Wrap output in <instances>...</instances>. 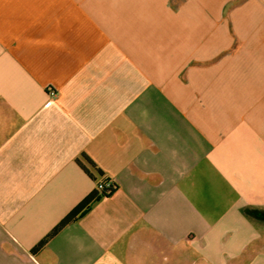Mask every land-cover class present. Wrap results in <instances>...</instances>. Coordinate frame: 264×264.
Returning <instances> with one entry per match:
<instances>
[{"label": "crops", "instance_id": "1", "mask_svg": "<svg viewBox=\"0 0 264 264\" xmlns=\"http://www.w3.org/2000/svg\"><path fill=\"white\" fill-rule=\"evenodd\" d=\"M227 1L0 0V264H264V52Z\"/></svg>", "mask_w": 264, "mask_h": 264}, {"label": "rangeland", "instance_id": "2", "mask_svg": "<svg viewBox=\"0 0 264 264\" xmlns=\"http://www.w3.org/2000/svg\"><path fill=\"white\" fill-rule=\"evenodd\" d=\"M217 30H223L232 56L246 51L264 52V0H228L217 21ZM264 56V53H263Z\"/></svg>", "mask_w": 264, "mask_h": 264}, {"label": "trees", "instance_id": "3", "mask_svg": "<svg viewBox=\"0 0 264 264\" xmlns=\"http://www.w3.org/2000/svg\"><path fill=\"white\" fill-rule=\"evenodd\" d=\"M108 181V180H105ZM116 189V186L112 183L108 189H104L101 191H97L96 189L92 191L80 204H78L52 231L42 240L40 241L34 248V250H39L46 241L54 236L60 228H62L65 224L71 222L74 218L82 213L87 207L94 202L99 196L107 197L112 194V192Z\"/></svg>", "mask_w": 264, "mask_h": 264}, {"label": "built area", "instance_id": "4", "mask_svg": "<svg viewBox=\"0 0 264 264\" xmlns=\"http://www.w3.org/2000/svg\"><path fill=\"white\" fill-rule=\"evenodd\" d=\"M48 94L49 95H54V91L52 89H48ZM111 184H112V182L110 180H108V181L100 180V181L96 182L95 189L97 191L108 189L111 186Z\"/></svg>", "mask_w": 264, "mask_h": 264}]
</instances>
